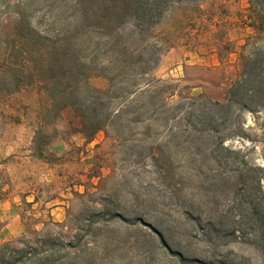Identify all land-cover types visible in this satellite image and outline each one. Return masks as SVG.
<instances>
[{"label": "rangeland", "instance_id": "1", "mask_svg": "<svg viewBox=\"0 0 264 264\" xmlns=\"http://www.w3.org/2000/svg\"><path fill=\"white\" fill-rule=\"evenodd\" d=\"M0 2V264H264V109L235 112L234 124L219 129L233 130L226 146L239 159L218 167L209 156L197 170L184 126L163 121L146 95L134 94L136 86L151 87L158 107L198 96L223 102L243 59L264 46V30L254 28L250 6L244 9L249 0L173 4L150 38L161 55L152 72L111 84L90 78V88L109 90L101 100L112 118L90 142L73 110H53L43 85L2 60L28 28L54 39L70 33L80 62L106 76V36L83 28L69 2ZM16 2L28 6L20 26L6 8ZM177 47L200 50L206 60L216 54L220 66L172 65ZM84 93L81 87L78 96ZM234 159L260 168L251 175L253 215L246 216L250 199L238 177L211 187L212 170L232 174Z\"/></svg>", "mask_w": 264, "mask_h": 264}, {"label": "trees", "instance_id": "2", "mask_svg": "<svg viewBox=\"0 0 264 264\" xmlns=\"http://www.w3.org/2000/svg\"><path fill=\"white\" fill-rule=\"evenodd\" d=\"M1 1V0H0ZM5 1V0H3ZM72 4L73 13L78 15L83 28H94L106 36V76L97 72L91 66L81 63L82 50L77 46L75 34H67L61 39L43 36L28 28V34L19 38L16 52L11 49L2 65L14 67L27 72L30 83L38 82L43 85L50 96L53 110L69 108L80 117L78 131L86 141L90 142L94 136L112 122L107 108L102 102L105 92L97 91L88 86V81L94 76L106 77L111 84L117 78L130 79L141 77L152 72L159 64L161 55L155 56V47L150 42L154 28L165 17L168 9L176 3L185 1L200 2L203 0H59ZM53 2V0H51ZM0 2V6H1ZM250 9L258 19V31L264 30V0H249ZM1 8V7H0ZM8 10L16 13L19 26L25 20V9L19 2L8 4ZM254 9H257L255 12ZM25 26L22 28L24 29ZM22 60L21 66L17 62ZM15 63H14V62ZM240 78L227 91L223 102H212L204 97H187L183 104L173 106L154 103L152 88L135 87L134 94L147 96V107L155 113V108L162 115L163 121L170 118L178 128L184 126V142L191 155L199 157L195 163L197 170L209 165V156L215 159L216 166L226 167L229 158L239 159V151L226 146V141L232 137L233 130L219 129L224 125H233L235 112L246 111L253 113L256 109H264V46L256 48L253 54L243 59ZM17 71V70H14ZM115 73L114 75L108 72ZM15 76L19 77V73ZM165 87L166 84H160ZM84 88V97L78 96V91ZM107 106V105H106ZM181 111L182 114H178ZM177 120V121H176ZM180 133V131H178ZM178 139L174 134L172 140ZM161 153V151H160ZM161 156V155H160ZM233 160L235 170L232 174L224 171H214L211 187L224 186L231 175L238 177L243 183L248 202L247 213L255 214L258 203L252 199L251 175L258 167H249L248 162ZM213 165V164H212ZM242 165V166H241ZM211 170V169H210ZM259 183V182H258ZM257 215V214H256ZM240 216L238 221H241ZM217 219V218H216ZM224 219L219 217L221 223ZM264 228V221L261 222ZM264 235V229H261Z\"/></svg>", "mask_w": 264, "mask_h": 264}, {"label": "crops", "instance_id": "3", "mask_svg": "<svg viewBox=\"0 0 264 264\" xmlns=\"http://www.w3.org/2000/svg\"><path fill=\"white\" fill-rule=\"evenodd\" d=\"M244 9L248 10L249 4H246ZM247 38H249V37H247ZM187 58H189V59L186 60ZM168 59L172 65L173 64L179 65V64H182V62L184 64L191 63L192 60H195L193 62V65H201V66H209V67H211V66L212 67H218V66H220V63H221L216 54L211 56V58H210L211 61H210V59L206 60V57H200V50H198V51H196V50L186 51V49L184 47H177V48L171 49L169 56H168ZM179 68H180V66L176 67V69L174 71L177 72L176 70H178Z\"/></svg>", "mask_w": 264, "mask_h": 264}]
</instances>
